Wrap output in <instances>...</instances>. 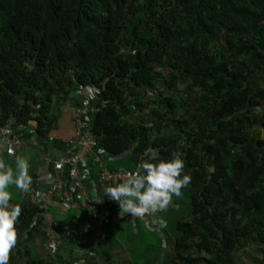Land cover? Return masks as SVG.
<instances>
[{
  "label": "trees",
  "instance_id": "1",
  "mask_svg": "<svg viewBox=\"0 0 264 264\" xmlns=\"http://www.w3.org/2000/svg\"><path fill=\"white\" fill-rule=\"evenodd\" d=\"M82 91L94 96L90 131L108 169L179 152L188 190L155 213L163 228L115 221L97 238L84 209L54 210L66 235L53 250L42 208L9 186L21 214L8 264H114L119 245L120 264L264 263V0H0V127H33L35 140L2 157L13 168L25 158L31 185L39 150L58 146L48 137L62 107ZM88 172L103 195L112 184L97 165Z\"/></svg>",
  "mask_w": 264,
  "mask_h": 264
},
{
  "label": "built area",
  "instance_id": "2",
  "mask_svg": "<svg viewBox=\"0 0 264 264\" xmlns=\"http://www.w3.org/2000/svg\"><path fill=\"white\" fill-rule=\"evenodd\" d=\"M82 93L85 95V99L79 105L70 104L73 110L72 135L67 139L49 135V142L57 141L58 146L53 151L50 149L39 150L42 164L36 170V186L31 185V190L27 192L30 200L42 208L39 217L45 225V233L53 250L61 244L62 237L66 235L53 219L52 211L54 210L60 213L74 211L78 217L80 210L84 209L90 234L96 238L101 236L106 226L111 222H134L136 219L148 222L155 215L149 213L140 218L122 214L119 209L110 211L104 207L106 202L104 194L98 192L94 184H92L94 188L85 185V180L90 181L88 172L90 164L97 165L98 181L102 184L119 183L125 178L124 172H130V170L112 171L107 168V162L111 158H108L103 149L97 147L96 138L90 131L89 123L92 115L97 111L91 102L94 96L90 91H82ZM25 137L29 141H35L33 127L23 124L14 126L11 123L1 126L0 160L4 161L3 153L12 156L21 150ZM51 152L55 155L54 159ZM81 160L86 161V165L83 167L80 163ZM65 167L69 170L68 176L64 174ZM91 190L94 192L92 193ZM80 234L82 235V232ZM162 245H164V241ZM75 251H79L80 255V248Z\"/></svg>",
  "mask_w": 264,
  "mask_h": 264
},
{
  "label": "clouds",
  "instance_id": "3",
  "mask_svg": "<svg viewBox=\"0 0 264 264\" xmlns=\"http://www.w3.org/2000/svg\"><path fill=\"white\" fill-rule=\"evenodd\" d=\"M146 154L147 160L139 162L136 171H125V178L121 182L103 189L104 197L117 202L119 212L130 214L131 217L143 218L149 213L165 210L172 197H179L181 189L191 179L190 175L183 172L185 163L179 152L155 163L151 162L154 154L150 150ZM80 163L82 167L86 165L84 160ZM28 167L27 160L20 156L15 157L14 168L0 160V264H8L9 253L15 251L19 231L17 223L21 214L20 205L9 202L8 189L13 186L20 192L31 190L32 178ZM151 223L161 228L165 226V221L155 216Z\"/></svg>",
  "mask_w": 264,
  "mask_h": 264
},
{
  "label": "crops",
  "instance_id": "4",
  "mask_svg": "<svg viewBox=\"0 0 264 264\" xmlns=\"http://www.w3.org/2000/svg\"><path fill=\"white\" fill-rule=\"evenodd\" d=\"M72 115H73L72 108H70L68 106L62 107L61 116L57 122V124H58L57 127H60L61 131H60L59 135H55L56 137L67 139L72 135V133H73ZM88 184H89V186L93 187L92 184L88 183V181H87L85 183V185L88 186ZM95 189L97 190V188H95ZM91 191H92V193L94 192V190H91ZM116 227L122 228L121 226H116ZM116 227H114V230ZM118 252L123 253V255L121 257H124V256L129 257L128 251L125 249V247L119 245L117 248H115L114 250L112 249V251H111V253H113V254L115 253V256H116L114 258L115 259L114 264H120L121 263L120 260H117V253ZM111 259H112L111 256H108L106 258V261L111 260ZM106 261H103V262H106Z\"/></svg>",
  "mask_w": 264,
  "mask_h": 264
},
{
  "label": "rangeland",
  "instance_id": "5",
  "mask_svg": "<svg viewBox=\"0 0 264 264\" xmlns=\"http://www.w3.org/2000/svg\"><path fill=\"white\" fill-rule=\"evenodd\" d=\"M58 125V124H57ZM60 131H61V129H60V127H56L55 129H53L52 131H51V135H53V136H55V135H59L60 134ZM27 154V153H26ZM186 190V192H187V187H184V189H183V191H185ZM182 205V207L179 209V212H180V214H187L189 211H190V204H189V201H186L185 199H184V202L181 204ZM171 225H172V223L170 224H168V228H169V232H171ZM151 234H153V233H149V235H151ZM251 253H252V255H255V254H253L254 252L251 250V249H248ZM257 256V255H256ZM259 259H260V257L259 256H257ZM264 264V263H263Z\"/></svg>",
  "mask_w": 264,
  "mask_h": 264
}]
</instances>
